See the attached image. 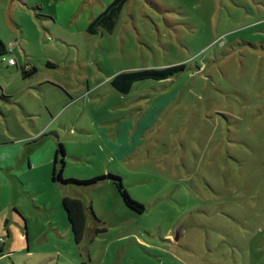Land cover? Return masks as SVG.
<instances>
[{"label":"rangeland","instance_id":"obj_1","mask_svg":"<svg viewBox=\"0 0 264 264\" xmlns=\"http://www.w3.org/2000/svg\"><path fill=\"white\" fill-rule=\"evenodd\" d=\"M112 1L0 0V143L14 142L1 152L0 208L20 207L30 230L28 244L7 242L0 264H264V0H128L112 33L89 34ZM176 66L186 69L128 95L111 84ZM155 104L161 112L136 131L128 113ZM51 107L74 110L85 133L59 117L45 130L38 112ZM120 117L132 131L116 143L122 160L106 144ZM54 144L80 158L66 159L64 178H121L145 211L127 207L110 179L67 185L89 206L77 244L66 185L42 165Z\"/></svg>","mask_w":264,"mask_h":264},{"label":"trees","instance_id":"obj_2","mask_svg":"<svg viewBox=\"0 0 264 264\" xmlns=\"http://www.w3.org/2000/svg\"><path fill=\"white\" fill-rule=\"evenodd\" d=\"M128 0H114L112 4L99 16L97 17L89 26V32L95 34L97 28L103 27L109 33H112L115 29V20L123 10L124 6ZM7 54L6 45L0 40V57ZM185 66H176L172 68H167L164 70H146L131 73H122L115 76L112 81V87L122 95L129 94L136 83L144 81H163L175 77L177 74L185 71ZM35 70L32 71L34 73ZM27 76V72H24ZM65 156L66 152L62 144L59 145L57 150V156L55 159V168L53 172V180L64 185L76 184L90 186L99 183L100 181L110 179L114 181L119 194L123 198L127 207L137 213H143L145 211L144 206L136 202L123 185L121 178H114L110 174L108 176H102L90 181L77 182L74 179H65ZM63 209L65 210L70 228L72 230L74 240L77 244H81L85 238L86 232L88 231V216L87 209L84 203L76 198L65 197L62 202ZM91 215L95 217L94 212L90 209ZM104 231V229H97L95 234Z\"/></svg>","mask_w":264,"mask_h":264},{"label":"crops","instance_id":"obj_3","mask_svg":"<svg viewBox=\"0 0 264 264\" xmlns=\"http://www.w3.org/2000/svg\"><path fill=\"white\" fill-rule=\"evenodd\" d=\"M111 4L112 3H110L107 6V8ZM87 31L89 32V29H87ZM89 34H91V33L89 32ZM96 34H97V31L95 32L94 35H96ZM91 35H93V34H91ZM8 66H10L9 63H8ZM15 66H17V64ZM15 66H10V67H15ZM48 67L55 69V68H57V65L56 64H49ZM34 70H35L34 73L31 72L30 74H27V76L24 74V76L27 78V77H29L31 75H35L37 70L36 69H34ZM24 72H26V69L23 70V73ZM65 89L67 91H69L70 93H72L73 95H76L78 93V91H79V88H77V86L76 87H74V86L68 87L67 86V87H65ZM126 95H128V94H126ZM165 104H166V102L163 101L161 106H165ZM161 106L160 105L157 106L155 104V105H152L151 107H146V108L140 109L139 110L140 111L139 114H136V113L133 114V113L129 112L127 116L129 118L133 117L135 119L136 131H140L141 132L142 131L141 130V128H142L141 126L145 125L148 113L150 111H153L155 114L161 112V110H162ZM69 110H71V111H69ZM38 113H41L43 115L41 118L44 119V122H45V128L44 129L45 130L48 129L46 127L50 125V122H49L50 119H53V117H55L57 119L59 117L62 120L61 123L64 124L65 127H71V126L73 127V128L72 127L70 128L71 131H72L71 133H73L74 131H76L78 133H82V132L85 133V127H84L85 125L82 123V121H78L79 119H77L76 118L77 115H75L76 112L74 110H72V109H69V108L66 109L65 108L64 111H62L61 109L57 110V109H53L51 107V108L48 109V111H46L44 108L40 109ZM32 116L35 117V114H33ZM121 119H122L121 117L120 118H115L112 121V123L109 124L110 126H109L108 132H109L110 137H111V142L106 141L107 142L106 144L109 146V149H110L109 151H110L111 155L122 160L123 156L125 154H121V153H119L117 151L116 147H118V146H117L116 143L119 142V144L121 146H123L124 145V141H123L122 136L125 135L126 137L129 138L132 135V131H131V128L125 127V125H124V123L122 122ZM94 126H97V123L94 124ZM104 129H106V128H104ZM39 133H41V132H39ZM29 139H31V138H29ZM29 139H28V141H29ZM12 145H14L13 141L0 143V167L3 165V162L5 160H7V157L4 155V153H1L2 149L6 148L7 146H12ZM63 146H64V144H63ZM64 149H65V152H66L65 161H66L67 158H69V160L70 159H72V160H79L80 159L78 156L73 155L72 152H70L68 149L67 150H68L69 156L67 157V150H66L65 146H64ZM57 150H58V148H56V150H55V144H54L53 149L51 151L47 152V153H44L43 154V158H42V165L44 166V168H46L47 170H50V171L52 170V180H53V172H54V168H55V159H56V156H57ZM70 154H72L73 156H70ZM26 157L28 158V162L32 163V159H31V157H29V154L26 155ZM66 166H68V165H65V168H66ZM51 167H52V169H51ZM0 170H2V169L0 168ZM4 170H6L8 172H11V171H13V167L12 168H5ZM65 173H66V170H64V176H65ZM71 177H75V176H72V175L71 176H67V178H65V179H74V178H71ZM53 182H55V181L53 180ZM55 183H59V182H55ZM71 185H75V184H70L68 186H71ZM68 186L66 185L65 191L62 194L63 199L65 197H71V198L79 199V200H81L84 203V205H85V207H86V209L88 211V209H89L88 203H86L83 198L78 197V196L75 195V193H76L75 190L76 189L73 190V189H71V187H68ZM19 208L15 204H9L6 211H4L2 208H0V219H1L0 220V225H1L2 221H5V224H4L3 228H2V230H0V238H2V237L6 238V244L4 245L3 252H2L3 256H4V251L6 250V246H7V242L8 241H12L14 238H16L18 236H21V235L23 237H25V240H26L27 244H28V241L30 239V230L28 229V223H27V220H26L27 218L25 219L24 214H22L23 213L22 210L19 209ZM90 209H92L91 205H90ZM89 218L90 217L88 216V231L90 230ZM29 244H30V242H29Z\"/></svg>","mask_w":264,"mask_h":264},{"label":"flooded vegetation","instance_id":"obj_4","mask_svg":"<svg viewBox=\"0 0 264 264\" xmlns=\"http://www.w3.org/2000/svg\"><path fill=\"white\" fill-rule=\"evenodd\" d=\"M7 52H8V50H7ZM5 244H6V238L5 237L0 238V256H3L2 252H3V247Z\"/></svg>","mask_w":264,"mask_h":264},{"label":"water","instance_id":"obj_5","mask_svg":"<svg viewBox=\"0 0 264 264\" xmlns=\"http://www.w3.org/2000/svg\"><path fill=\"white\" fill-rule=\"evenodd\" d=\"M183 234V229H179L177 232H176V237H175V241H179L181 236Z\"/></svg>","mask_w":264,"mask_h":264},{"label":"built area","instance_id":"obj_6","mask_svg":"<svg viewBox=\"0 0 264 264\" xmlns=\"http://www.w3.org/2000/svg\"><path fill=\"white\" fill-rule=\"evenodd\" d=\"M8 63H9L10 66H15L17 64V61L15 59H13V58H10Z\"/></svg>","mask_w":264,"mask_h":264}]
</instances>
